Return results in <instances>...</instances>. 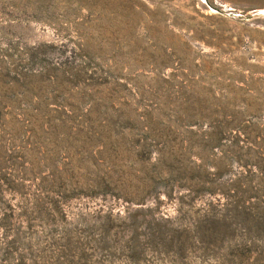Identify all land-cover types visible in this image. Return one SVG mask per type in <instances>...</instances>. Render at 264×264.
<instances>
[{
  "label": "rangeland",
  "instance_id": "obj_1",
  "mask_svg": "<svg viewBox=\"0 0 264 264\" xmlns=\"http://www.w3.org/2000/svg\"><path fill=\"white\" fill-rule=\"evenodd\" d=\"M262 10L0 0V264H264V213L203 236L179 200L264 164Z\"/></svg>",
  "mask_w": 264,
  "mask_h": 264
},
{
  "label": "trees",
  "instance_id": "obj_2",
  "mask_svg": "<svg viewBox=\"0 0 264 264\" xmlns=\"http://www.w3.org/2000/svg\"><path fill=\"white\" fill-rule=\"evenodd\" d=\"M195 122H197L194 123L197 124L195 125V128H198L199 121L195 120ZM253 166H255L253 169H250L249 167H242L237 175L229 180H226L223 184L216 185V176H214L213 179H200L198 177L189 179L193 180V183L186 187L184 191L185 193L180 195V198L182 197V199L179 200H182L181 203L184 205L187 202V205L185 206L192 209L190 213H193L192 215L195 216L193 225V229H195V231H199V233H202L203 236L217 233L215 228H211L210 226L213 225L215 221H220L224 217L223 212L229 213L234 217L240 216L244 218L258 216L259 214L264 213V192L262 195L254 198L257 201L256 205H258L256 208V206H250L249 201L247 200L252 199V196H257V193H252V190H248L249 188H247L248 191L244 190V183L250 182L253 178L261 179L264 177V164L261 166ZM52 177L53 175H50L48 179H52ZM45 182L46 180L43 179L42 184L44 185ZM206 185L209 187H206ZM40 190H43V192H47L48 190L50 191L47 186H41ZM215 192L220 194V198L215 196ZM203 193H207L209 197H212V199L203 203L202 208L195 209V212H193L194 206L191 204H193V201H195L196 198H199V196ZM259 205L261 207H259ZM39 210L42 211L41 209ZM183 213L177 211V214L179 215H182ZM245 240L246 242L242 246L245 249H250V246L253 245L251 239L249 241L247 239Z\"/></svg>",
  "mask_w": 264,
  "mask_h": 264
},
{
  "label": "bare ground",
  "instance_id": "obj_3",
  "mask_svg": "<svg viewBox=\"0 0 264 264\" xmlns=\"http://www.w3.org/2000/svg\"><path fill=\"white\" fill-rule=\"evenodd\" d=\"M261 13H263V14H264V10H262V11H261Z\"/></svg>",
  "mask_w": 264,
  "mask_h": 264
}]
</instances>
